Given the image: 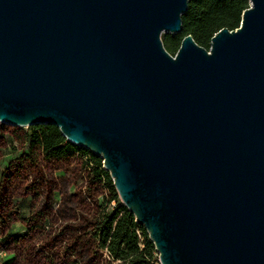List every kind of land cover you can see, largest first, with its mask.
I'll use <instances>...</instances> for the list:
<instances>
[{
    "label": "water",
    "instance_id": "1",
    "mask_svg": "<svg viewBox=\"0 0 264 264\" xmlns=\"http://www.w3.org/2000/svg\"><path fill=\"white\" fill-rule=\"evenodd\" d=\"M190 0H0V123L103 163L159 264H264V0L209 49Z\"/></svg>",
    "mask_w": 264,
    "mask_h": 264
},
{
    "label": "trees",
    "instance_id": "2",
    "mask_svg": "<svg viewBox=\"0 0 264 264\" xmlns=\"http://www.w3.org/2000/svg\"><path fill=\"white\" fill-rule=\"evenodd\" d=\"M248 7V0H190L181 17L182 33L162 35L164 48L174 55L182 38L190 35L196 44L208 50L210 39L216 32L239 27L242 13ZM26 143L27 151L21 158L27 156L30 165L38 162V156L47 162L80 159L85 185L83 193L80 191L78 196L81 200L83 197L85 206L73 219L56 226L57 217L52 211L54 193L50 185L42 187L40 190L43 192L46 189V197L44 193L37 194V205L31 204L27 208L36 209L30 217L35 229L28 226L27 233L8 238L16 252L12 261L6 264L158 263L153 244L145 230L135 222L134 216L120 203L100 158L67 142L52 125L33 126L26 135ZM35 154L38 156L35 157ZM42 182L46 184L44 180ZM21 204L23 202L17 206L21 207ZM64 212H60V216ZM0 220L3 223L5 219L0 216ZM33 230L38 233L31 238ZM26 243L30 246L25 250ZM22 252L25 254L22 259L25 260L19 263ZM104 254L106 258H103Z\"/></svg>",
    "mask_w": 264,
    "mask_h": 264
},
{
    "label": "rangeland",
    "instance_id": "3",
    "mask_svg": "<svg viewBox=\"0 0 264 264\" xmlns=\"http://www.w3.org/2000/svg\"><path fill=\"white\" fill-rule=\"evenodd\" d=\"M31 128L32 126L19 128L0 123V216L5 219L3 223L0 222V264L12 261L16 252L8 238L27 233L28 226L33 227L30 217L36 209L27 208L31 204L37 205V194L44 193L46 197V189L41 192L42 187L47 188L48 184L54 193L52 211L57 217L56 226L73 219L80 213L82 206H85L83 197L84 202L78 196L80 191L83 193L85 185L80 159L75 157L72 160L47 162L45 158L39 159L35 154L38 162L30 165L27 156L21 158L27 151L26 135L31 132ZM20 202L23 204L18 207ZM111 207L112 205L109 209ZM62 211L65 212L60 216ZM35 231L37 230L30 233L31 238L38 233ZM24 245L25 250L30 246L28 243ZM20 254L19 263H22L25 254ZM103 258H106L105 254Z\"/></svg>",
    "mask_w": 264,
    "mask_h": 264
}]
</instances>
